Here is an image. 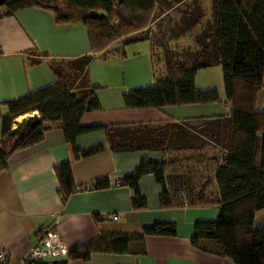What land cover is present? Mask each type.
Segmentation results:
<instances>
[{
    "label": "crops",
    "instance_id": "0c3cea01",
    "mask_svg": "<svg viewBox=\"0 0 264 264\" xmlns=\"http://www.w3.org/2000/svg\"><path fill=\"white\" fill-rule=\"evenodd\" d=\"M146 29L119 37L104 50L93 52L87 27L80 21L60 23L50 9L29 6L0 17V138L3 137V116L10 111L6 101L54 82L57 74L52 60L76 63L83 55H91L88 78L98 85L101 103L99 109L84 113L81 119L84 125L181 121L231 112L219 62L201 67L195 82L201 89L217 88L220 101L162 107L126 106L125 92L156 78L152 39L142 34ZM32 115L41 114L38 109L20 114L13 119L12 128ZM46 127L40 141L14 150L7 168L0 170V249L8 251L13 262L23 264L31 245L51 225L60 231L68 247H74L101 233L137 234L155 220H175L177 233L146 235L143 253L94 251L90 258L82 259L70 257L69 251L59 258L40 257L38 264H234L229 257L204 251L191 242L196 221L214 219L219 213L218 206L190 204L191 200L198 199L199 191L202 193L200 180L212 168L205 169V162H216L209 157L218 140L199 130L190 136L185 132L176 133L170 143H177L165 155L175 157L171 162L176 167L167 178L169 187L178 193L182 203L162 207V184L151 172L139 180L148 205L136 209L132 204V188L121 179L138 166L142 156L161 158L162 150H114L106 129L100 126L79 134L76 142L81 148L99 144L103 147L77 157L65 137L61 120L47 121ZM67 160L72 164L77 186L92 185L104 176L110 184L79 188L66 196L60 190L55 165ZM208 191L206 188L204 192ZM109 213H118L119 217L112 219ZM255 223H264V208L257 212Z\"/></svg>",
    "mask_w": 264,
    "mask_h": 264
},
{
    "label": "trees",
    "instance_id": "16d2710c",
    "mask_svg": "<svg viewBox=\"0 0 264 264\" xmlns=\"http://www.w3.org/2000/svg\"><path fill=\"white\" fill-rule=\"evenodd\" d=\"M61 1L3 0L0 6H4V11L0 17L29 6L50 9L60 23L82 22L88 29L91 49L96 52L119 37L145 29L156 9L155 0ZM63 2L65 6L58 4ZM214 4L212 30L205 38L207 42L202 51L193 56L198 60L202 55L212 56V62L196 63L171 54L167 58V72L155 69V81L131 87L124 93V102L135 108L220 101L217 88L201 89L195 82L201 67L219 62L226 99L232 107L230 113L181 121L84 125L81 122L84 113L101 107L98 85L88 78L91 55H83L70 69L52 60L57 74L54 82L6 101L10 111L3 116L0 170L7 168L14 150L44 137L47 121H62L65 137L73 145L77 157L90 155L103 147L99 144L81 148L76 142L79 134L101 126L106 129L114 150L160 149L164 153L161 158L142 156L138 166L122 177L121 182L132 188L133 207H147L148 200L140 189L139 180L151 172L162 184L161 206L174 207L182 203V198L169 187L167 174L176 167L171 162L175 157L168 158L165 153L174 148H170V142L176 133H196L197 129L187 126L189 121L202 120L204 128H208L204 130L207 137L222 142L224 148L216 165L200 180L202 193L199 191L198 199L191 200L190 204L218 206L219 213L214 219L196 221L191 242L204 251L229 257L234 264H264V223H255L257 212L264 208V109H257L258 96L264 87V7L256 3L247 9L245 0H214ZM35 109L41 115L29 116L12 128L14 118ZM55 171L60 190L66 196L85 187L76 185L69 160L56 164ZM187 174L190 176V172ZM109 184V178L104 176L85 188ZM206 188L210 189L208 193L204 192ZM176 233L175 220H155L141 233H101L86 243L69 246L70 257L88 259L94 251L143 253L146 235Z\"/></svg>",
    "mask_w": 264,
    "mask_h": 264
},
{
    "label": "rangeland",
    "instance_id": "374dc122",
    "mask_svg": "<svg viewBox=\"0 0 264 264\" xmlns=\"http://www.w3.org/2000/svg\"><path fill=\"white\" fill-rule=\"evenodd\" d=\"M118 1V0H116ZM156 9L151 13L146 30L143 35H148L153 43L154 67L162 73L167 72V58L173 54L176 57H186L190 61L206 63L212 62V56H203L198 60L193 58L197 51H202L205 45L206 36L215 22V4L214 0H155ZM60 2H62L60 0ZM256 3L263 5L264 0H245V8L251 9ZM65 6L63 3H58ZM4 11V6H0V13ZM211 26V28H209ZM210 38V37H209ZM107 48V47H106ZM98 52V51H96ZM59 66L71 68L75 63L69 60H59ZM264 108V87L261 89L257 109ZM202 120L189 121L188 127L204 131L207 128L203 126ZM205 139V138H204ZM207 142V139H205ZM176 141L170 143V148L176 145ZM212 150V159L218 161V156L223 154L224 145L222 142L214 144ZM170 150V149H169ZM222 151V152H221ZM216 162H205V169L216 165Z\"/></svg>",
    "mask_w": 264,
    "mask_h": 264
},
{
    "label": "built area",
    "instance_id": "2783aa9c",
    "mask_svg": "<svg viewBox=\"0 0 264 264\" xmlns=\"http://www.w3.org/2000/svg\"><path fill=\"white\" fill-rule=\"evenodd\" d=\"M112 219L119 217L118 213H109ZM59 216L56 218V223ZM69 253V247L64 241L61 233L53 225L44 229L43 233L31 245L28 252L23 257V264H38V258H59ZM0 261L2 264H16L10 258V253L5 249H0Z\"/></svg>",
    "mask_w": 264,
    "mask_h": 264
},
{
    "label": "water",
    "instance_id": "95a60500",
    "mask_svg": "<svg viewBox=\"0 0 264 264\" xmlns=\"http://www.w3.org/2000/svg\"><path fill=\"white\" fill-rule=\"evenodd\" d=\"M3 0H0V2H2Z\"/></svg>",
    "mask_w": 264,
    "mask_h": 264
}]
</instances>
